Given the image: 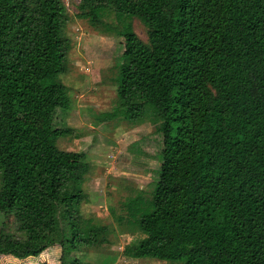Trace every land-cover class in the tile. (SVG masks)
<instances>
[{"label": "trees", "instance_id": "obj_1", "mask_svg": "<svg viewBox=\"0 0 264 264\" xmlns=\"http://www.w3.org/2000/svg\"><path fill=\"white\" fill-rule=\"evenodd\" d=\"M82 6V7H81ZM126 24L116 65L117 124L146 120L160 160L148 199H124L118 225L139 234L121 255L166 264H264V0H81ZM89 9L82 13V9ZM61 0H0V208L33 213L23 236L0 226V257L39 256L54 236L58 264L107 228L80 214L89 166L55 141L69 107ZM104 235V236H103ZM102 241V240H101Z\"/></svg>", "mask_w": 264, "mask_h": 264}, {"label": "rangeland", "instance_id": "obj_2", "mask_svg": "<svg viewBox=\"0 0 264 264\" xmlns=\"http://www.w3.org/2000/svg\"><path fill=\"white\" fill-rule=\"evenodd\" d=\"M61 2L67 16L63 35L69 47L65 54L67 70L58 80L67 88L69 107L57 112L54 123L58 128L68 127L72 134L56 140L54 145L64 153L80 154L89 166L82 186L88 202L80 206L79 212L93 224L107 228V234L98 238L96 246L84 248L76 256L88 264H166L124 258L122 248L135 242L139 234L122 229L117 222L125 215L120 206L124 199L137 193L145 200L150 197L161 138L146 120L130 125L102 117L115 104L114 78L123 47L120 31L129 24L136 37L145 42L146 30L133 18L117 23L111 8L106 6L94 11L96 20L91 22L81 15V0ZM82 10L89 11L86 7ZM32 214L0 208V226L5 225L19 239ZM44 241L48 246L39 256L24 260L1 256L0 264H58L54 236L46 234Z\"/></svg>", "mask_w": 264, "mask_h": 264}]
</instances>
